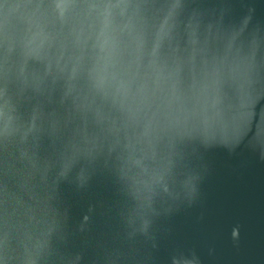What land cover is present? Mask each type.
Returning a JSON list of instances; mask_svg holds the SVG:
<instances>
[{"label": "water", "instance_id": "obj_1", "mask_svg": "<svg viewBox=\"0 0 264 264\" xmlns=\"http://www.w3.org/2000/svg\"><path fill=\"white\" fill-rule=\"evenodd\" d=\"M61 2L0 0V264H264V0Z\"/></svg>", "mask_w": 264, "mask_h": 264}, {"label": "clouds", "instance_id": "obj_2", "mask_svg": "<svg viewBox=\"0 0 264 264\" xmlns=\"http://www.w3.org/2000/svg\"><path fill=\"white\" fill-rule=\"evenodd\" d=\"M58 7H66V4L63 2V0L58 5ZM102 15L104 17L103 27L97 36V46L99 47L100 51L104 53V67L106 68L108 63L112 62L115 54L119 50V37L115 27L112 26L111 13L109 11H105Z\"/></svg>", "mask_w": 264, "mask_h": 264}]
</instances>
